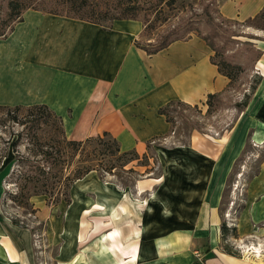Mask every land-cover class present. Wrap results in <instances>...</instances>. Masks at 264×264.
<instances>
[{"label":"crops","instance_id":"1","mask_svg":"<svg viewBox=\"0 0 264 264\" xmlns=\"http://www.w3.org/2000/svg\"><path fill=\"white\" fill-rule=\"evenodd\" d=\"M262 9L264 0H226L220 13L243 22ZM22 18L0 39V106L46 105L61 117L68 140L107 132L121 152L146 155L148 145L169 137L160 107L173 100L205 104L229 84L195 35L148 56L134 44L143 31L139 21L116 20L104 29L34 10ZM253 35L264 38V31ZM251 43L261 51L254 65L261 81L244 111L245 124L236 128L233 155L230 146L206 147L199 139L160 149L158 177L132 188L103 183L90 172L72 189L64 217L46 218L48 249L40 255L31 232L3 216L0 179V264H264V255L250 249L264 240V157L253 175H244L234 236L230 211H222L225 180L247 129L264 147V41ZM224 223L229 230L222 231Z\"/></svg>","mask_w":264,"mask_h":264},{"label":"trees","instance_id":"2","mask_svg":"<svg viewBox=\"0 0 264 264\" xmlns=\"http://www.w3.org/2000/svg\"><path fill=\"white\" fill-rule=\"evenodd\" d=\"M31 1L35 2L36 0ZM176 2L177 0H49V8L36 9L30 7V4L29 6H22V2L14 1L9 4L12 11V26L5 32L1 30L0 24V39H6L13 32L15 24L22 22V15L27 10L98 24L104 29H110L112 23L116 20L139 21L143 25V31L139 40H136L134 44L148 56L157 54L174 42L188 40L193 34L201 39L213 52L210 62L218 68L221 75L229 80L226 88L228 90L232 81L235 80L231 61L233 56L227 55L228 46L240 42L233 39L234 34L226 32L223 35L221 33V24L214 22L208 7L204 10L206 18L203 19L204 25L208 29L207 33L202 32L199 26L193 22L185 20L182 24L172 26V28L162 33L152 34L157 26L164 25L169 18L164 16L150 19V17L154 14L157 16L166 7L172 8ZM140 15H142L141 18ZM224 19L228 23H238L235 20ZM243 23L247 27L264 31V9L254 17L246 19ZM239 36H244L253 41H264V38L253 34ZM144 37L146 39L142 43L141 39ZM241 45L254 48L250 41L241 42ZM252 51L255 53V61H257L261 56V51L256 49ZM233 68L238 69L237 67ZM260 81L261 78L258 77L251 88V94L255 92ZM226 90L208 95L205 102L207 112H210L214 107L220 108L223 105V95ZM247 99L246 96L242 104L243 107L246 106ZM196 109L197 105L190 106L180 100H173L160 107L158 114L164 116L169 124L170 135L175 128L173 114L175 113L176 116L181 118L183 117V111ZM0 113H4L6 118L12 119L15 124L23 128L21 132L16 134L15 140L8 143L14 154L16 168H19L18 170L12 169V176L20 185V195L16 196L17 198L24 196L23 192L28 193L30 197L46 195L49 200L54 199V205L65 202L68 206L71 202V187L90 172L111 174L115 170H123L128 164L139 159V155L134 150L121 152L117 140L107 132L83 141L68 140L61 117L52 112L46 105L0 106ZM20 113L26 114V116L21 117L22 120L17 117ZM12 115L14 117H11ZM190 129H194L192 125ZM23 140L33 147V149L28 150L32 152L35 161H31L26 156L18 153L17 149ZM78 156H80V159L76 163L77 168L70 171L69 168ZM145 157L144 155L143 158ZM10 221L16 227L27 229L26 226L19 224L17 220L11 219ZM225 229L228 228L224 223L222 231H225ZM230 231L231 235L234 236L233 227Z\"/></svg>","mask_w":264,"mask_h":264},{"label":"rangeland","instance_id":"3","mask_svg":"<svg viewBox=\"0 0 264 264\" xmlns=\"http://www.w3.org/2000/svg\"><path fill=\"white\" fill-rule=\"evenodd\" d=\"M14 1L22 2V6H29L30 4V7L36 9L49 8L50 4L48 3L49 0H36L35 2L31 0H0V24L1 30L5 32L12 26V11L10 10L9 4ZM224 1L226 0H177L172 8L166 7L157 16L154 14L150 17V19L162 18L164 16H168L169 18L167 23L162 26H157L156 30L152 32L154 35L169 30L172 26L180 25L185 20L193 22L199 26L202 32L207 33L208 29L204 25L203 19L206 18L204 16V10L208 7V10L214 18V22L221 24V33L225 35L228 32V34L235 35L233 39L240 43L229 45L227 55L233 56L231 60L232 66L238 69L232 67L235 80L232 81L231 87L223 95V105L220 108L214 107L210 112H207V106L201 104L197 106L196 110L183 111V117L181 118L174 113L175 128L174 132L168 138H160L155 141L153 146L148 147L145 158H143L144 155L140 156L137 161L128 164L123 170L118 169L111 174L105 172L97 173L103 183H114L118 187L132 188L136 181L156 178L161 169L160 149L189 146L196 139L204 142L206 147L211 142L214 144L218 143L221 147L225 144V148L230 146L229 151L233 155L234 144L239 136L238 132L235 133L236 128L240 124H245H242L241 121L244 118V111L253 100L254 93L251 94V88L260 76L254 74L256 57L252 50L255 47L250 48L241 45V42H252L253 40L239 36L253 34L255 29L247 27L243 22L237 20L235 21L238 23L226 22L220 13V6ZM19 8L23 9L22 7ZM141 17L142 15H140ZM156 24L158 25L159 23ZM145 39L146 37L142 38L141 42L144 43ZM246 96L248 97L247 103L243 107L242 104ZM24 116H26L25 113H20L17 117L19 120H22L21 117ZM11 117H14V115ZM191 125L194 128L193 130L190 129ZM22 129L12 119L6 118L4 113H0V179L3 185L1 212L9 220H17L19 224L27 227L33 236L32 247L34 252L36 255H40L39 252L48 249L45 236L47 228L46 218L56 214L59 219H62L67 206L65 202L54 205V199L51 198L49 200L46 195L30 197L28 193L23 192L24 196L21 198L16 197L20 195V185L14 180L12 169L15 168V170H18L19 168H16L14 154L10 146H8V143L11 140H15L16 134L21 132ZM252 136L253 130L247 129L243 147L240 152L234 155L231 170L225 180L223 188L222 211H225V213L230 211L229 215L231 216L232 221L230 223L232 227H234L233 220H236L238 209L242 204L244 185L248 180V178L246 180L244 175H247V177L253 175L262 157H264V147L256 145L253 142ZM222 138L229 139L230 143L228 141H222ZM31 148L33 149L30 144L23 140L17 151L20 155H24L31 161H35V158L32 157V152L28 150ZM78 159H80V156L75 159L69 168L70 171L77 168L76 163ZM239 175H242V177L240 178ZM78 185L79 182H75L71 187L70 198L72 189H78ZM90 196H92L91 193ZM230 242L234 243V240L230 238ZM261 243L262 246L259 245L250 248L252 249L253 256L259 257L260 255H264V240ZM227 246H229V243ZM54 248H49L51 255L56 253V247ZM233 248L236 247L233 246ZM242 249L247 256L250 255L251 252L247 246H242ZM256 249L259 252H256ZM196 259L199 258L196 257Z\"/></svg>","mask_w":264,"mask_h":264},{"label":"built area","instance_id":"4","mask_svg":"<svg viewBox=\"0 0 264 264\" xmlns=\"http://www.w3.org/2000/svg\"><path fill=\"white\" fill-rule=\"evenodd\" d=\"M199 255L197 254V257H198Z\"/></svg>","mask_w":264,"mask_h":264}]
</instances>
